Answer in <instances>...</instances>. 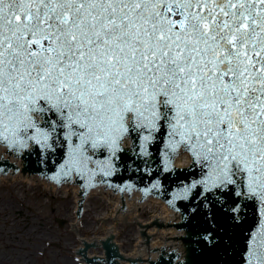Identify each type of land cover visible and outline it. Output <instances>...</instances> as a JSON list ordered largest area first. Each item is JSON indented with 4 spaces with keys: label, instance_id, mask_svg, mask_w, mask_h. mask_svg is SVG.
I'll return each mask as SVG.
<instances>
[{
    "label": "snow or ice",
    "instance_id": "obj_1",
    "mask_svg": "<svg viewBox=\"0 0 264 264\" xmlns=\"http://www.w3.org/2000/svg\"><path fill=\"white\" fill-rule=\"evenodd\" d=\"M164 125L196 184L264 203V0H0V139L66 130L79 170Z\"/></svg>",
    "mask_w": 264,
    "mask_h": 264
},
{
    "label": "water",
    "instance_id": "obj_2",
    "mask_svg": "<svg viewBox=\"0 0 264 264\" xmlns=\"http://www.w3.org/2000/svg\"><path fill=\"white\" fill-rule=\"evenodd\" d=\"M64 131L66 130H58V135L50 137L46 144L37 143L36 139H25L23 145L12 143L10 139H0L13 148L24 149L25 154L22 158L30 169L29 172H8L1 175L0 185H6L8 176L27 178L29 184L41 182L43 188L45 187L46 196L51 198V192L59 189L68 190V185L51 184L33 175V170L44 173L55 181L62 176L75 173L78 176H84L87 187L94 184L93 176L98 174L103 181L116 185L121 190L135 188L143 193H159L168 204L178 209L183 215V223L180 227L185 232L177 231L176 227L169 226L168 220L148 219L138 223L137 231L135 230L136 244L130 255L113 254L115 259L107 263L110 258H106L105 251L109 247L104 244V241L111 236H117V234H108L107 229L109 227L116 229L117 222L121 223V219L114 213V206L119 208L120 200L119 196L111 192L103 194L101 191H95V195L106 200L115 199V201L112 216L98 218L101 225L105 218H110L112 222L104 228V231L107 230L105 233L98 234L100 237L92 239L94 246H100L102 249L98 247L101 249V252H98L100 254L87 255L90 263L151 264V261L156 260L160 244L172 246L173 250L180 252V259L186 257L185 262L178 260L175 264H248V261L252 259L254 245L259 251L258 242L264 239V203L258 196L252 197L247 194L238 196L236 193L240 189L235 186L225 188L223 191L216 189L207 191L202 183L196 184L195 182L201 181L203 176L200 161L195 159L187 145L174 142L169 126L164 125L158 131L152 130L148 140L144 139V136L149 135L146 130L130 133L134 138L133 153L124 152L119 144L115 149L109 146L95 148L96 153L89 160L96 168H91L87 160L79 170L69 164L72 143L66 139ZM32 134L35 136L34 129ZM178 140L179 137H175V141ZM28 142H32L34 146L30 151L26 150ZM180 146L190 152L193 158L192 164L188 167L189 156L181 155L176 163L178 167L184 168L172 169L173 153ZM0 155H2L0 158L6 157L9 162H15L19 166L24 163L22 159L15 160L16 157H7L4 150H0ZM112 155L117 157L116 160L112 158ZM69 185H72L73 207H76L81 200V195L78 193L77 185ZM123 205L127 207L126 216L128 213H137L139 209L135 198L125 199ZM74 217L76 218V214ZM173 221H178V217L174 216ZM77 222L74 220L72 225L75 227ZM118 227L123 225L118 223ZM68 231L73 232L71 227ZM185 234V237H188L186 251L183 239ZM253 237L256 239L253 244H250L249 241ZM70 255L73 259V250L70 251ZM107 257H111L110 252L107 253ZM172 260L173 258L160 259L152 264H174Z\"/></svg>",
    "mask_w": 264,
    "mask_h": 264
},
{
    "label": "rangeland",
    "instance_id": "obj_3",
    "mask_svg": "<svg viewBox=\"0 0 264 264\" xmlns=\"http://www.w3.org/2000/svg\"><path fill=\"white\" fill-rule=\"evenodd\" d=\"M11 184L10 181H7L6 185H0V216L10 209L20 206L35 217L34 227L37 230L34 232L33 227L32 230L25 231V234L20 236V244H18L20 250L15 255H10L11 249H5L8 244L14 242L9 236L10 234L5 231L4 235H0V244L2 243V247L5 249L2 257L6 261L11 260L13 264H73L70 251L77 245V233L68 231L72 222L70 215L72 201L69 202L72 198L71 193L67 195L51 193L50 198L46 196L43 186L18 185L17 188ZM5 206L8 207L7 210L3 209ZM105 206L106 203L96 197L88 201L87 209L90 210L91 215L100 217L109 210ZM49 209L52 210V221L47 219ZM95 212L97 213L94 214ZM55 218L63 219L65 223L60 226ZM87 223L89 225L87 232L90 227H96L92 219H88ZM0 224L5 225L7 231L12 228L8 222L5 224L4 221H0ZM39 225L40 227H38ZM1 229L2 226H0V231ZM119 229H121L119 242H122L123 249L128 251L129 247L133 246L129 239L136 235L135 226L120 227ZM82 231L84 232V228ZM44 234L49 235L47 240L41 239ZM41 251H45L44 256L38 254Z\"/></svg>",
    "mask_w": 264,
    "mask_h": 264
},
{
    "label": "flooded vegetation",
    "instance_id": "obj_4",
    "mask_svg": "<svg viewBox=\"0 0 264 264\" xmlns=\"http://www.w3.org/2000/svg\"><path fill=\"white\" fill-rule=\"evenodd\" d=\"M23 205V204H20ZM19 206V205H18ZM4 210H7L8 207H3ZM50 219L52 221V210L49 209L47 219ZM0 221H4L5 224L8 222L9 225H12L11 230L7 231L5 229V225H1L2 229L0 231V235H4L5 231L10 234L9 236L12 237L13 243L8 244L5 249H11L10 255H15V253L20 250V236L22 234H25V231H30L34 227L35 224V217L31 215V213L26 212L24 209H22L20 206L17 208H12L10 211H7L5 214H2L0 216ZM40 227V225L38 226ZM37 228L34 227V232H36ZM47 232V230H46ZM49 235L44 234V237L41 238L43 240H47ZM48 245H51V243H48ZM5 249L2 247V243L0 244V264H13L11 260L4 259L2 256H4ZM40 256L45 255V251H41L38 253Z\"/></svg>",
    "mask_w": 264,
    "mask_h": 264
},
{
    "label": "bare ground",
    "instance_id": "obj_5",
    "mask_svg": "<svg viewBox=\"0 0 264 264\" xmlns=\"http://www.w3.org/2000/svg\"><path fill=\"white\" fill-rule=\"evenodd\" d=\"M7 181H10V183H12L11 184V186L13 185V186H15V187H17L18 185H29V186H31V187H37V186H39V185H41L42 186V183L41 182H37V183H33V184H29V179H27V178H20V177H14V176H8V179H7ZM18 188V187H17ZM20 188V187H19ZM72 193V185H68V190H65V189H59V190H56V191H54V192H52L53 194H68V193ZM92 195H95V191L94 192H90V197H92ZM90 197H88L87 198V200L90 198ZM72 199H73V194H72ZM86 200V201H87ZM106 200V199H105ZM114 201H115V199H112V200H106V202L107 203H109V204H111L112 206H113V204H114ZM70 202V201H69ZM69 205V204H68ZM108 205V204H107ZM147 205V204H146ZM150 205H154L153 207L155 208V207H159V209H164L160 204H158L157 202H155V201H151L150 202ZM149 205V206H150ZM73 206V205H72ZM142 207H144V205H140V204H137V208H139L138 209V211L142 208ZM69 208H70V205H69ZM156 210H157V208H156ZM151 213H152V211H151ZM157 213L159 214V215H163L162 214V212H159V211H157ZM136 215H137V213H128V215L127 216H129L130 218H134V223L135 222H139V221H136L135 220V217H136ZM159 215H157V214H155V213H153L152 215H151V219H154V220H157V221H164V220H168V219H161L160 217H159ZM150 219V218H149ZM74 223V221L72 222V224ZM76 227V226H75ZM108 234H117V236H111L112 237V239H113V241H114V243L117 245V247H118V250H119V255H130V253H131V251H132V249L134 248V246H135V244H136V235L134 236V237H131L129 240L131 241V243L133 244V246L130 248L129 247V250L128 251H125L124 249H123V243L122 242H119L118 241V236L120 237V231L119 232H117V228L116 229H113V232H110L109 230H108ZM83 238H80L79 237V240H82ZM89 238H86V239H84V240H88Z\"/></svg>",
    "mask_w": 264,
    "mask_h": 264
}]
</instances>
